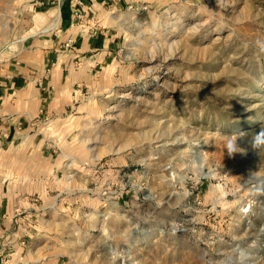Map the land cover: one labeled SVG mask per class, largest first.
I'll list each match as a JSON object with an SVG mask.
<instances>
[{"label": "rangeland", "instance_id": "1", "mask_svg": "<svg viewBox=\"0 0 264 264\" xmlns=\"http://www.w3.org/2000/svg\"><path fill=\"white\" fill-rule=\"evenodd\" d=\"M27 6L0 0V53ZM117 27L0 264H264V0H162Z\"/></svg>", "mask_w": 264, "mask_h": 264}, {"label": "crops", "instance_id": "2", "mask_svg": "<svg viewBox=\"0 0 264 264\" xmlns=\"http://www.w3.org/2000/svg\"><path fill=\"white\" fill-rule=\"evenodd\" d=\"M160 1L82 0L79 18L72 0H26V31L0 53V261L20 216L48 198L56 125L113 62L123 12Z\"/></svg>", "mask_w": 264, "mask_h": 264}, {"label": "clouds", "instance_id": "3", "mask_svg": "<svg viewBox=\"0 0 264 264\" xmlns=\"http://www.w3.org/2000/svg\"><path fill=\"white\" fill-rule=\"evenodd\" d=\"M251 144L253 148L264 147V131H261L258 134H256V136L251 140ZM238 149L240 148L238 147L236 142H233L231 140L228 142L227 150L229 154L239 152ZM240 151L243 150L240 149Z\"/></svg>", "mask_w": 264, "mask_h": 264}, {"label": "built area", "instance_id": "4", "mask_svg": "<svg viewBox=\"0 0 264 264\" xmlns=\"http://www.w3.org/2000/svg\"><path fill=\"white\" fill-rule=\"evenodd\" d=\"M72 7L75 8V14L81 18L82 17V12L80 11L79 7H82L83 6V2L82 0H72ZM73 44L72 41H69L67 44H66V47H71V45Z\"/></svg>", "mask_w": 264, "mask_h": 264}]
</instances>
